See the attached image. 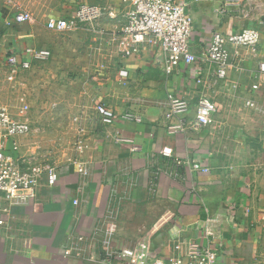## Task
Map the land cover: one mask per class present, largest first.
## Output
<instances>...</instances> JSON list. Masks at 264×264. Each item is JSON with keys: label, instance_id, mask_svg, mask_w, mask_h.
<instances>
[{"label": "crops", "instance_id": "obj_1", "mask_svg": "<svg viewBox=\"0 0 264 264\" xmlns=\"http://www.w3.org/2000/svg\"><path fill=\"white\" fill-rule=\"evenodd\" d=\"M79 1L107 9L100 30L47 29L49 18L73 13ZM185 1L196 52L217 29L238 32L264 16V5L244 0ZM20 9L29 11L32 20L16 22ZM130 10L128 0H0L1 64L11 52L27 60L28 48L48 50V60L32 62L43 64L42 86L58 72L76 78L91 75L84 84L89 100L71 98L68 105L77 113L71 120V161L58 170L56 186L43 187L27 205L32 210L22 233L25 242L14 241L10 225L12 211L27 206L11 210L9 227L0 226L6 249L21 251L17 264H122L109 263L108 256L140 240L164 255L189 243H211L220 264H264V74L259 73L264 50L243 48L244 72L231 69L224 79L215 77L212 67H200L202 94L217 111L211 123L193 128L190 121L201 95L193 77L186 69L168 75L164 53L149 42L133 51L130 36L123 33ZM252 84L259 85L257 92ZM181 89L188 109L168 119L167 95ZM249 99L254 107L246 105ZM98 104L138 120L106 124L96 111ZM88 106L93 108L90 114ZM182 116L187 126L172 130ZM195 164L210 171L195 169ZM176 170L186 176L181 194ZM33 220L41 225L36 227ZM37 234L48 240L59 234L39 260L31 256L41 246L31 237Z\"/></svg>", "mask_w": 264, "mask_h": 264}, {"label": "built area", "instance_id": "obj_2", "mask_svg": "<svg viewBox=\"0 0 264 264\" xmlns=\"http://www.w3.org/2000/svg\"><path fill=\"white\" fill-rule=\"evenodd\" d=\"M131 10L127 14V23L123 33L130 36L133 51L138 52L145 42L157 47L165 56V71L173 75L179 71L188 70L195 85L201 92L195 109V117L190 121L191 127L199 128L212 122L217 111L216 104L202 91L205 78L199 73L200 67L208 65L213 68L215 77L224 79L231 69L244 72L241 50L255 48L261 40L263 19L257 26H248L238 32H225L217 29L210 40L196 52L193 49V18L187 10L185 0H128ZM107 9L100 5L79 1L74 12L59 18H49L47 29L63 32L67 29L79 30L88 28L100 30V20ZM112 14L111 11H109ZM15 21L25 23L32 20V14L20 9L15 14ZM30 59L24 60L16 53H9L6 64L9 67L8 80L15 79L17 69L28 70L34 60L49 58L50 51L26 49ZM240 60V62L237 60ZM195 66V71L192 68ZM259 73L264 74V61L259 64ZM259 90L258 84H252V92ZM168 112L166 118L174 119L184 114L188 109L185 90L171 92L167 95ZM246 105L255 106V101L249 99ZM29 109L25 106L20 112L25 114ZM97 113L106 124L121 120H138L130 113L120 117L103 104L96 106ZM187 126V118L182 116L172 130L178 132ZM32 128L30 122L12 114L5 106L0 105V226L8 228L10 213L14 208L24 207L34 201L43 187H54L59 180V172L54 167L33 166L22 154L19 137H26ZM166 155H172L171 148H165ZM195 169L204 172L210 168L203 164H195ZM81 174L86 169L79 168ZM178 246V252L164 255L147 241H137L109 255L110 260H119L122 264H220L218 253L213 244L201 245L189 243L188 246ZM68 253V251H67Z\"/></svg>", "mask_w": 264, "mask_h": 264}, {"label": "rangeland", "instance_id": "obj_3", "mask_svg": "<svg viewBox=\"0 0 264 264\" xmlns=\"http://www.w3.org/2000/svg\"><path fill=\"white\" fill-rule=\"evenodd\" d=\"M248 1L254 5H261L260 7L264 5V0H244V2ZM263 17L261 19L264 20ZM257 25L258 22L256 21L255 26ZM262 28L261 40L256 47L258 50H264V24ZM46 60L48 59L44 61ZM88 62L89 60H84L86 65L89 64ZM42 66V63H32L28 70L17 69L14 73L15 79L8 80L9 67L6 62L0 63V105L7 107L12 114L21 119L30 120L32 128L30 134L26 137H19L22 154L29 163L33 166H50L60 170L71 161V149L73 150L75 144L71 120L77 113L68 105L71 104V98L73 102L76 99H85V102L89 100L91 96L84 84L88 83L91 75L82 73L76 78L70 73L58 72L50 75L52 81L48 86H42ZM25 106H28L29 109L25 114H21L20 111ZM92 110L93 108L88 106L87 112L89 114ZM176 173L180 174L179 181L181 184L177 185V190L181 194L184 186H186L184 183L186 176L180 170H176ZM148 177H151L150 173ZM31 210V207L27 206L12 211L14 221L11 222L10 220V226H12L13 234L11 237L14 238V241L17 239L27 241V236L22 235V233L24 229H28L30 224ZM33 224L36 227L41 225L38 220H33ZM1 236L0 233V264L19 263L21 251L17 247L7 250L6 240ZM31 237H34V241L41 245H37L39 247L31 254L32 258L39 260L48 252L50 243L55 246L59 234L53 235L51 240H48L47 236L39 234L31 235Z\"/></svg>", "mask_w": 264, "mask_h": 264}]
</instances>
